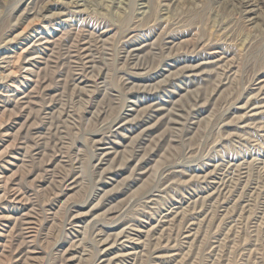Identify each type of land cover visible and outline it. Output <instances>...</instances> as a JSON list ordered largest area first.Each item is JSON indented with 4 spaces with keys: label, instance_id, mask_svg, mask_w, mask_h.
<instances>
[{
    "label": "rangeland",
    "instance_id": "rangeland-1",
    "mask_svg": "<svg viewBox=\"0 0 264 264\" xmlns=\"http://www.w3.org/2000/svg\"><path fill=\"white\" fill-rule=\"evenodd\" d=\"M263 84L264 0H0V264H264Z\"/></svg>",
    "mask_w": 264,
    "mask_h": 264
},
{
    "label": "bare ground",
    "instance_id": "bare-ground-1",
    "mask_svg": "<svg viewBox=\"0 0 264 264\" xmlns=\"http://www.w3.org/2000/svg\"><path fill=\"white\" fill-rule=\"evenodd\" d=\"M176 1V0H175ZM154 2V1H153ZM250 2V1H249ZM151 3V1H150ZM154 4V3H153ZM152 4V5H153ZM130 7V6H129ZM244 7V6H243ZM252 7V6H251ZM131 9V7L129 8ZM254 9V8H253ZM247 14H250L252 13V10L250 9V7L247 9ZM124 21V20H123ZM81 45H85V43H82ZM77 52H78V55L81 56L82 59L86 58V52H88V49L87 48H83V47H78L77 49ZM194 52V51H193ZM81 54V55H80ZM33 64V63H32ZM28 65V64H27ZM11 72V71H10ZM264 85V84H263ZM6 100H3L2 102L4 104H6L9 100L7 98H5ZM22 100V99H21ZM12 102V108L10 110H7L4 109L2 112H1V117L2 120H3V117H7V121L8 122H11L10 120H12V118L15 116V117H18V113L20 109V106H25V108H27L26 106H29L30 105V102L27 103V101H14L13 99L10 100ZM30 101V100H29ZM5 106L7 105H4V108H6ZM5 121V120H4ZM3 121L1 122L0 121V134H3L2 132H6V130L4 131V129L6 128H9L10 125L7 124V126L5 128H3V130H1V128L3 127ZM40 126V125H39ZM20 131L17 132V134H15L13 136V139H12V145L14 144V142H19L23 140V138H21V135H19ZM29 133V132H28ZM21 139V140H20ZM9 156V155H8ZM4 154L1 153L0 154V160L3 159ZM45 172H47V169L45 168ZM76 179H72L70 177V175H64V177L61 179V182L60 184L61 185H65L67 188L69 187V189L72 188V186L76 184ZM59 184V182H58ZM21 184H19V180L16 182V179L12 180L11 178L10 179H7V180H4V183L2 186H0V191H1V195H0V200L1 201H10L8 203H16L17 205L19 204L20 206L24 205L25 206V202H24V191L23 189L21 188ZM26 200V199H25ZM27 201V200H26ZM16 205V206H17ZM27 205V204H26ZM71 206V205H70ZM5 208V207H4ZM69 208V206H68ZM67 209V208H66ZM67 211V210H66ZM170 215H174L172 216L173 218H169ZM166 220L164 221V223H168L169 221H171L172 219H178L179 218V214H176L175 212H172L170 214H167L166 217H164ZM79 219V217L77 215L75 216H71V221L70 222H66V225L69 226L70 228H73L74 229V225H76L78 222L80 221H75ZM52 220V218H51ZM34 225V216H33V212L32 210H28L25 214H22L21 217L17 220V225H16V232L15 234H12V236L10 237V240H9V247L11 248L10 249V252L9 254L12 256V259L14 260L13 262H21L22 260H28V257L29 252L28 251V247H27V241L28 239L30 238V234L32 233V226ZM192 225V224H190ZM70 231V230H69ZM73 232H76L74 230H71ZM189 232V231H188ZM101 233V232H100ZM136 234V233H135ZM141 234V233H140ZM99 235V234H98ZM122 236V235H121ZM124 236V234H123ZM185 237H190V235H186ZM102 239V238H101ZM140 239V238H139ZM138 240V239H137ZM100 241V240H99ZM133 243V242H132ZM30 245V243H29ZM124 247V246H123ZM77 249V248H76ZM162 249V248H161ZM108 251V249H105L104 252L106 253ZM103 252V253H104ZM34 253V252H33ZM158 254V252L156 253ZM104 255V254H103ZM128 255H132V254H128ZM25 258V259H24ZM130 258V257H129ZM174 258V255H158L155 257V259L157 260V264H166L168 263L170 260H172ZM74 258L70 259V260H73ZM32 260V259H31ZM68 260V261H70ZM155 260V261H156ZM118 261V258H116L115 262ZM121 261V260H120ZM6 262V261H5ZM12 262V263H13ZM114 262V263H115ZM124 262V261H123ZM22 263V262H21ZM10 264V263H9ZM23 264H26L25 262H23Z\"/></svg>",
    "mask_w": 264,
    "mask_h": 264
}]
</instances>
